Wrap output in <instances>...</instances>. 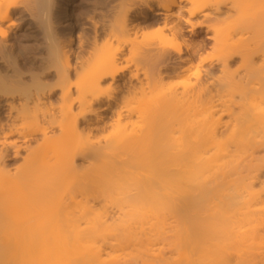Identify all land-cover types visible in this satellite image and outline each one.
Segmentation results:
<instances>
[{"label": "bare ground", "instance_id": "obj_1", "mask_svg": "<svg viewBox=\"0 0 264 264\" xmlns=\"http://www.w3.org/2000/svg\"><path fill=\"white\" fill-rule=\"evenodd\" d=\"M93 1L73 23L64 0H0V264H264V0ZM25 15L45 39L26 69Z\"/></svg>", "mask_w": 264, "mask_h": 264}, {"label": "rangeland", "instance_id": "obj_2", "mask_svg": "<svg viewBox=\"0 0 264 264\" xmlns=\"http://www.w3.org/2000/svg\"><path fill=\"white\" fill-rule=\"evenodd\" d=\"M64 2L67 3V7H68V11H69V20L73 23H79V22H81L82 19L87 18V16L92 15L90 10L94 6L93 0H64ZM172 12H173V14H171L170 18L173 19L172 23H175L178 21V19H177V17H178L177 8H173ZM183 14H186V13L183 12ZM201 14L202 13H199L195 17H193L192 18L193 21L201 20L202 19ZM16 22H17L16 26L13 28V31L17 32V39L15 41V52H16V55L18 56L19 63L25 64V69H26V68H28V66H30V64L32 63L31 62L32 60H34V59L37 60L44 53V44H45L44 40L45 39H44V35H43V29L41 28L42 27L41 24L38 23L39 22L38 19H30L26 15L22 18V20H19V21L17 20ZM75 30L78 31L79 29L76 28ZM186 30H187V28H185V24H183V31H184V34L187 38L186 40H188L189 48L192 51H194L193 54L195 57H194L193 61H195V62H193V63L197 64V62L199 61L198 59H202L203 57H205V59L208 58V60H209L213 55L212 49L210 47V44H212V40H210L209 38H206L205 28L202 26L196 25L194 33H189ZM189 37H192V38L190 39ZM84 53H85V55H84L85 58H88V59H87V62L85 63V67H84L82 73L88 67V65L90 64V62L92 61V58H93V56L89 57L88 52H84ZM27 57L28 58L30 57V58L28 59ZM31 57H34V59ZM212 66H215V65H212ZM211 68H212V70L215 68L214 69L215 71L214 70L213 71L215 73H217L216 67H211ZM177 69L178 68H176L175 66H172L170 68L168 67L165 70L166 75L163 76V79L160 82L162 86H164V87L174 86V87H178V88L181 87V85L183 84L185 76L183 77L182 75L176 74ZM185 80H186V78H185ZM117 82L119 83V81H117ZM102 86H103L102 95L103 94H105L104 96L111 95V96H115V97H119V98H121L123 96L124 97L123 100H125V101L128 100L132 106L141 105L144 102H147L148 100H153L157 96L156 95L157 92L149 91V90H147L146 95H142V94L134 95V94H130L127 92H125L123 94V93H121V91L119 89L113 90V88H115L114 85L111 86L112 88H108L109 85H107L106 82L103 83ZM123 89H125V87ZM111 106H112L111 108H107L108 110L107 109L101 110V108L99 109V112L102 116V120L106 124L104 123L105 125H103V123H101L100 126H102V128L100 127L97 131L95 130V132L93 134H91L90 137L92 139L103 140L105 138H108V136L110 137L113 134L114 129L110 125H107L110 123V120L112 119V116L114 113V102H112ZM0 107H1L0 108L1 120L3 119L5 121L6 120V116H5L6 114L4 115V113H6V112H4V111H6L5 106L0 104ZM135 120L136 121L134 122V125L139 124L138 122H141L140 118H135ZM173 126H175V128H176V124ZM20 158H21V155L17 158H12V156H9V159L7 160V162H9V164H18L19 162H21ZM262 176L264 178V171H263L261 177Z\"/></svg>", "mask_w": 264, "mask_h": 264}]
</instances>
